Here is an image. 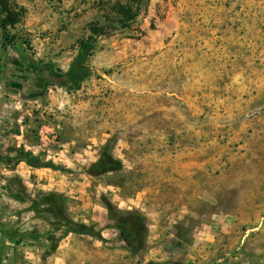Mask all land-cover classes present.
<instances>
[{
	"label": "rangeland",
	"instance_id": "374dc122",
	"mask_svg": "<svg viewBox=\"0 0 264 264\" xmlns=\"http://www.w3.org/2000/svg\"><path fill=\"white\" fill-rule=\"evenodd\" d=\"M98 23L81 90L43 84ZM0 264H264V0H0Z\"/></svg>",
	"mask_w": 264,
	"mask_h": 264
},
{
	"label": "trees",
	"instance_id": "16d2710c",
	"mask_svg": "<svg viewBox=\"0 0 264 264\" xmlns=\"http://www.w3.org/2000/svg\"><path fill=\"white\" fill-rule=\"evenodd\" d=\"M117 11V14L122 18V20L119 21L121 25H124V22H132L137 16V10L134 9V6L129 4L119 5ZM6 28L7 26H4V29ZM105 34H107L105 26H100V23H98L97 27H93L91 29V36L88 38V40L81 43L78 55L71 64L68 72L63 73L51 65L46 69H43L46 72V74L42 76L41 79L43 80V84L47 83L62 89L65 88L70 92L80 91L83 82L89 76L90 68L88 65V59L95 49L97 40ZM17 152H20V155L18 154L16 157L19 162H26L30 166L36 168H41L43 166L38 159L31 155V153H23V151ZM48 166L54 168L53 165ZM122 170V163L115 160L114 157L108 153V150L104 149L103 153L100 155L99 162L93 166L92 173L96 176H100L109 173H119ZM43 201L45 204H51L52 199L47 197L43 199ZM106 208L110 216L113 217V209L111 204L106 203ZM116 222V228L122 241H124L135 252L142 251L144 248L142 238L146 232L144 219L138 214H128L126 217H121L120 219L116 220ZM72 232L103 240L101 234L102 231L94 233L91 228L84 225H81L79 230H74Z\"/></svg>",
	"mask_w": 264,
	"mask_h": 264
}]
</instances>
